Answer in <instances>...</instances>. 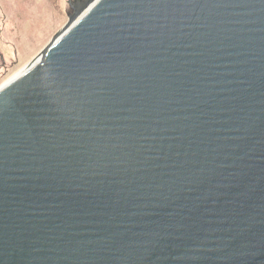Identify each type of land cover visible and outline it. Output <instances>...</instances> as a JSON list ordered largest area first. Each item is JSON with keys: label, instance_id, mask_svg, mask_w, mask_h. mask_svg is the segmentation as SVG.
Returning a JSON list of instances; mask_svg holds the SVG:
<instances>
[{"label": "water", "instance_id": "1", "mask_svg": "<svg viewBox=\"0 0 264 264\" xmlns=\"http://www.w3.org/2000/svg\"><path fill=\"white\" fill-rule=\"evenodd\" d=\"M0 88V264H264V0H84Z\"/></svg>", "mask_w": 264, "mask_h": 264}, {"label": "rangeland", "instance_id": "2", "mask_svg": "<svg viewBox=\"0 0 264 264\" xmlns=\"http://www.w3.org/2000/svg\"><path fill=\"white\" fill-rule=\"evenodd\" d=\"M72 13L69 0H0V88L28 68Z\"/></svg>", "mask_w": 264, "mask_h": 264}, {"label": "trees", "instance_id": "3", "mask_svg": "<svg viewBox=\"0 0 264 264\" xmlns=\"http://www.w3.org/2000/svg\"><path fill=\"white\" fill-rule=\"evenodd\" d=\"M76 2H78V1H81V0H75Z\"/></svg>", "mask_w": 264, "mask_h": 264}, {"label": "bare ground", "instance_id": "4", "mask_svg": "<svg viewBox=\"0 0 264 264\" xmlns=\"http://www.w3.org/2000/svg\"><path fill=\"white\" fill-rule=\"evenodd\" d=\"M23 71H24V70H23ZM23 71H22V72H23ZM22 72H21V73H22Z\"/></svg>", "mask_w": 264, "mask_h": 264}]
</instances>
